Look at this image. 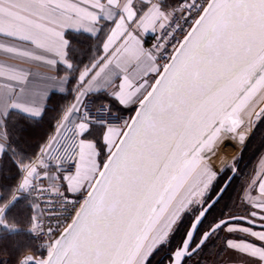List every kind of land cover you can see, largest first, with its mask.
Wrapping results in <instances>:
<instances>
[{
  "label": "snow or ice",
  "instance_id": "1",
  "mask_svg": "<svg viewBox=\"0 0 264 264\" xmlns=\"http://www.w3.org/2000/svg\"><path fill=\"white\" fill-rule=\"evenodd\" d=\"M0 53L47 70L0 65V264H209L221 233L264 264V172L213 215L218 146L264 122V0H0Z\"/></svg>",
  "mask_w": 264,
  "mask_h": 264
},
{
  "label": "trees",
  "instance_id": "2",
  "mask_svg": "<svg viewBox=\"0 0 264 264\" xmlns=\"http://www.w3.org/2000/svg\"><path fill=\"white\" fill-rule=\"evenodd\" d=\"M71 95H67L66 97H62V95L57 94L52 97L51 102L48 104V112L42 118V120L38 121L33 125L34 131L31 133V137L29 139V151H34L39 143L42 142L43 138H45L46 134H48L52 126L55 124L54 117L57 115V111H53L52 109L62 108L65 106L69 100ZM264 151V122H258L255 126L251 136L246 141L239 158L236 161L237 172L230 182V188L227 193L224 195L223 200L220 201L213 215L218 216L221 212L224 213H233V208L235 207V201H237L238 191L240 188V177L248 172L250 167L254 164L258 156L261 152ZM228 171H225L223 175L218 178L217 187L220 183H223L227 177L229 176ZM211 219V217H210ZM175 243V241H173ZM163 255V253H161ZM159 259V256L156 257ZM155 264V260L153 261Z\"/></svg>",
  "mask_w": 264,
  "mask_h": 264
},
{
  "label": "rangeland",
  "instance_id": "3",
  "mask_svg": "<svg viewBox=\"0 0 264 264\" xmlns=\"http://www.w3.org/2000/svg\"><path fill=\"white\" fill-rule=\"evenodd\" d=\"M258 122L259 121H256L254 123V127L252 129V132H253V130H254V128ZM252 132L248 135V139L251 136ZM243 147L241 148L240 152L230 162L226 163L221 168V169H224V171H220L221 169L218 170V172H219L218 178L221 175H223V173L225 171H228V174L229 173L231 174V172H232L231 165L233 163H235V165H236V161L239 158ZM263 169H264V151L260 153V155L258 156L256 161L254 162V164L250 167L248 172L240 177L241 180H240V188L238 191L239 194L237 197V201H235V207L233 208V213H231V214H236V215H243L244 214L243 205L240 204L239 197L242 195V190L247 186L248 182L254 177V175H256L258 172H262ZM225 235H227V234L221 233L220 238L213 241V243L215 244V247H212V248L206 250V259L209 262V264H213V262H215V264H234V263H236L235 261L232 260V256H231L230 252H224L223 255L220 256L219 258H217V256L215 255L217 252L222 250V248H223V237Z\"/></svg>",
  "mask_w": 264,
  "mask_h": 264
},
{
  "label": "crops",
  "instance_id": "4",
  "mask_svg": "<svg viewBox=\"0 0 264 264\" xmlns=\"http://www.w3.org/2000/svg\"><path fill=\"white\" fill-rule=\"evenodd\" d=\"M156 33H149L148 35L146 36H143L142 37V40L145 41V47H146V44L147 42L155 35ZM4 64H12V65H18L20 67H23L25 68L26 70H29L31 71L32 73H43V74H47V70L46 68L44 67H39L37 66L35 63H26V64H20L18 61L14 60V59H11L9 58L6 54H3V53H0V65H4ZM32 79V77H30V80ZM4 83V81L0 80V86H2ZM51 87H55L56 85L52 82H49ZM72 100V97L69 98L68 103H70ZM66 104V105H67ZM90 102H89V99H85V105H89ZM82 110H83V106H82ZM129 115H134V112L132 109H127L124 111V116L125 118H127ZM264 172V169L263 171ZM71 196V194H69ZM257 243H259L257 241ZM236 264V263H234Z\"/></svg>",
  "mask_w": 264,
  "mask_h": 264
},
{
  "label": "bare ground",
  "instance_id": "5",
  "mask_svg": "<svg viewBox=\"0 0 264 264\" xmlns=\"http://www.w3.org/2000/svg\"><path fill=\"white\" fill-rule=\"evenodd\" d=\"M251 132L252 130L249 134ZM241 148L242 146L236 140L229 138L224 139L217 148L219 154L216 156L215 161L213 159L216 170H220L226 163L230 162L240 152Z\"/></svg>",
  "mask_w": 264,
  "mask_h": 264
},
{
  "label": "water",
  "instance_id": "6",
  "mask_svg": "<svg viewBox=\"0 0 264 264\" xmlns=\"http://www.w3.org/2000/svg\"><path fill=\"white\" fill-rule=\"evenodd\" d=\"M232 134H228V136H231ZM247 139H248V136H247V138H246V140H245V143L243 144V145H241L239 142H238V140H236L242 147L246 144V141H247ZM235 140V139H234ZM219 153L217 152V154H216V156L218 155ZM216 156L213 158L214 159V161H215V158H216ZM218 158V157H217ZM235 174H236V172L235 173H233V172H231V174L228 176V177H231V179H230V181H229V183L232 181V179L234 178V176H235ZM227 177V178H228Z\"/></svg>",
  "mask_w": 264,
  "mask_h": 264
},
{
  "label": "built area",
  "instance_id": "7",
  "mask_svg": "<svg viewBox=\"0 0 264 264\" xmlns=\"http://www.w3.org/2000/svg\"><path fill=\"white\" fill-rule=\"evenodd\" d=\"M158 35H160L159 32H157L154 36H158ZM153 43H155V40H154L153 37H152V38L147 42L146 47H151ZM76 198H77V199H80L79 196H77Z\"/></svg>",
  "mask_w": 264,
  "mask_h": 264
}]
</instances>
